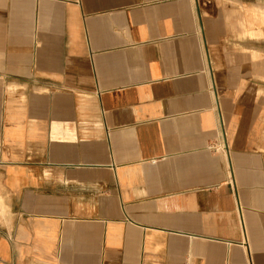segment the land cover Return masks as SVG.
Masks as SVG:
<instances>
[{
	"label": "crops",
	"instance_id": "1",
	"mask_svg": "<svg viewBox=\"0 0 264 264\" xmlns=\"http://www.w3.org/2000/svg\"><path fill=\"white\" fill-rule=\"evenodd\" d=\"M0 264H264V0H0Z\"/></svg>",
	"mask_w": 264,
	"mask_h": 264
}]
</instances>
